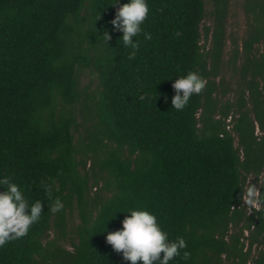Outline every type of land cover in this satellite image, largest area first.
<instances>
[{
    "label": "trees",
    "instance_id": "obj_1",
    "mask_svg": "<svg viewBox=\"0 0 264 264\" xmlns=\"http://www.w3.org/2000/svg\"><path fill=\"white\" fill-rule=\"evenodd\" d=\"M211 1L217 62L229 0ZM244 1L257 11L244 41V88L236 109L218 116L200 43L203 0H148L142 29L152 38L133 37L140 47L131 59L110 23L119 7L113 0H0V174L44 205L27 235L0 247V264H129L105 236L130 208L155 213L170 239L184 237L190 257L183 259L182 249L169 264H222L223 255L231 264H264V249L250 257L252 245L264 240V0ZM255 45L262 47L258 57ZM77 66L92 67L101 87L83 153L109 195L93 215L88 175L79 169L85 161L76 158V119L66 108L77 97ZM188 70L206 85L176 110L172 81ZM53 180L58 191L50 197L41 181ZM258 181L259 207L248 211L246 190ZM57 195L64 204L74 198L80 214L71 250L43 243L52 224L64 235L63 209L47 210ZM230 228L239 229L229 236Z\"/></svg>",
    "mask_w": 264,
    "mask_h": 264
},
{
    "label": "clouds",
    "instance_id": "obj_2",
    "mask_svg": "<svg viewBox=\"0 0 264 264\" xmlns=\"http://www.w3.org/2000/svg\"><path fill=\"white\" fill-rule=\"evenodd\" d=\"M111 4H119L110 23L114 31L121 33L119 39L123 47L130 49L128 57L131 59L140 47V41L133 37L143 32L142 23L149 13L148 0H125L122 4L120 0H113ZM143 35L145 39L152 38L151 33L143 32ZM102 36L105 41L110 39L107 31ZM205 85L206 79L197 71L188 70L186 74L179 75L172 81L174 94L171 106L182 110L190 97L199 94ZM41 187L50 197L54 191H58L54 180L41 181ZM246 196L250 204L260 201V191L252 184H249ZM43 206L40 199L30 200L26 188L15 182L10 175L0 174V247L27 235L31 226L40 221L44 213ZM64 206L63 200L57 195L52 197L47 210L59 212ZM127 213L129 215L120 221L121 227L107 232L105 240L129 264H169L174 257L181 255L182 249L183 259L190 257L184 237L170 239L155 213L146 208H130Z\"/></svg>",
    "mask_w": 264,
    "mask_h": 264
},
{
    "label": "rangeland",
    "instance_id": "obj_3",
    "mask_svg": "<svg viewBox=\"0 0 264 264\" xmlns=\"http://www.w3.org/2000/svg\"><path fill=\"white\" fill-rule=\"evenodd\" d=\"M203 3L205 16L201 24L202 38L200 43L208 66L212 71L210 80L215 88L213 96H215L216 99L217 115L221 116L219 113L224 111L227 107L230 111L236 109L237 98L240 95V88H244L242 80V65L245 62L244 41L255 24L257 11L256 9L251 8L253 5L252 2H246L244 0H229L223 22L224 33L222 37L223 45L221 56L216 62L212 57V34L216 25V20L213 14L214 6L211 0H203ZM204 27L209 28L206 36L204 34ZM83 46H87L86 41H84ZM261 49V45H255L253 55L258 57ZM75 73L77 97L75 102L66 108H71L76 119V124L73 127L74 143L77 148L76 158L85 161V167H79V169L81 173H87L88 175V210L89 213L93 215L100 202L109 195V192L104 188V182L99 178L93 177V169L96 170V168L93 165L90 153L87 155L83 153L86 137L88 132L92 131L93 124L95 123L92 105L96 101L101 87L97 73L92 67L77 66ZM246 77L249 78V75ZM263 83V80L260 81L261 85ZM243 96L246 97V92ZM247 108L251 109L250 103L247 104ZM255 131L258 132L257 125ZM252 179V176H248L246 183L250 182ZM260 184L261 181L256 183L257 189L260 187ZM244 202L248 205V211H250V206L255 208L259 207L257 202L250 204L247 196ZM64 205V235L61 234L59 228H54L52 224V228L44 238L43 243L46 244L48 241L54 240L58 245H62L71 250V242L76 241L77 228L81 222L80 214L74 198ZM54 218L55 216H53V219ZM238 229L239 228H230L229 236L235 234V232L237 233ZM248 236L249 231H244L240 238V241L245 243L244 250H246L249 242V239L247 238ZM227 239L229 240L230 237H227ZM260 249H264V240L261 243H255L252 245L250 257L256 256ZM231 260L232 259L227 260L225 255L222 256V264H231Z\"/></svg>",
    "mask_w": 264,
    "mask_h": 264
}]
</instances>
